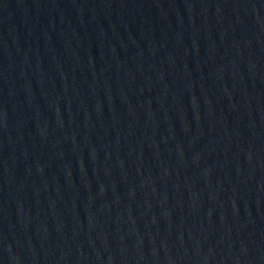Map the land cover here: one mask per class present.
<instances>
[{
	"label": "water",
	"instance_id": "1",
	"mask_svg": "<svg viewBox=\"0 0 264 264\" xmlns=\"http://www.w3.org/2000/svg\"><path fill=\"white\" fill-rule=\"evenodd\" d=\"M0 264H264V0H0Z\"/></svg>",
	"mask_w": 264,
	"mask_h": 264
}]
</instances>
